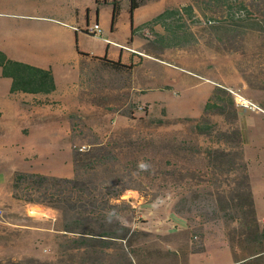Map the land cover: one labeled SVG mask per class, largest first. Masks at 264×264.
<instances>
[{
  "label": "rangeland",
  "instance_id": "374dc122",
  "mask_svg": "<svg viewBox=\"0 0 264 264\" xmlns=\"http://www.w3.org/2000/svg\"><path fill=\"white\" fill-rule=\"evenodd\" d=\"M71 2L75 0H0V51L11 60L36 63L34 59L41 54L31 47L33 33L50 29L46 20L57 18L62 6ZM209 2L146 0L143 11L192 5L200 19L204 14L207 19L220 20L221 8ZM241 2L252 14L250 18L264 19L263 0ZM126 21H118L117 41L123 37ZM190 28L199 32L205 26ZM155 30L161 33L159 27ZM197 36L196 43L167 49L158 57L146 55L139 46L134 51L146 57L132 54L134 64L119 73L107 71L94 58L82 61L79 94L83 109L78 113H24L8 97L10 81L0 76V255L6 252L1 263L36 259L49 264H105V255H115L116 264H231L235 263L233 253L242 256L236 238L231 243L227 236L239 228V222L225 220L223 212L213 218L215 203L209 196H223L229 204L225 215L232 217L229 199L236 190L238 172L207 166L204 151H241L246 162L244 144L264 146V114H251L261 120V130L252 125L244 132L239 116L245 113L234 109L237 120L232 127L242 136L239 148L223 137L217 140L216 133L231 130L221 116L207 115L214 126L211 135L195 133L189 119L203 116L201 108L211 86L237 89L262 106L258 99L264 100V34L243 29L221 35L199 32ZM103 45L99 36H89L81 48L98 53ZM72 67L68 62L57 71L60 81L75 80ZM239 80L246 89L234 87ZM41 103L33 98L20 104L30 111V105ZM55 145L63 150L48 156V161L36 156L49 153ZM83 146L85 150L78 151ZM99 146L108 154L82 177L96 184V195H104L107 213L119 214L121 222L134 230L132 248L123 250L124 244L116 242L98 253L71 250L59 255L56 245H68L77 237L56 231L61 224L58 211L13 199V174L43 175L52 163L54 168L59 163L63 170L71 163L73 172V154ZM117 192L119 201L112 197ZM191 199L196 202L187 210ZM177 203L184 208L181 215L173 212ZM26 246L42 260L25 256ZM127 254L129 260L122 257Z\"/></svg>",
  "mask_w": 264,
  "mask_h": 264
},
{
  "label": "trees",
  "instance_id": "16d2710c",
  "mask_svg": "<svg viewBox=\"0 0 264 264\" xmlns=\"http://www.w3.org/2000/svg\"><path fill=\"white\" fill-rule=\"evenodd\" d=\"M145 3L146 0H94L96 12L104 6L111 8L110 32L115 30L121 10L124 8L130 21V37L126 41L127 45L131 43L133 37H137L143 41L142 51L153 57H158L167 49H181L196 43L199 32L221 35L247 29L264 34V19L250 18L252 14L241 0H210L209 4L213 7L221 8L222 17L220 20L207 19L204 14L200 19L194 13L192 5H184L180 8L164 9L146 23L134 28L132 25L133 13ZM225 23L228 24L227 27L223 25ZM201 25H204L205 28L199 32H193L190 28V26L200 27ZM156 27L161 29V33L155 30ZM75 49L79 55H83L78 52L76 43ZM94 59L99 61L100 65L107 71L119 73L130 68L121 65L119 62L107 60L105 57ZM0 76L10 81V94L17 92L50 94L55 90L53 76L49 70L13 61L1 51ZM201 112L203 116L200 118L189 119L194 123L193 130L195 133L211 135L214 126L209 123L207 115L221 116L231 126V130L225 134L216 133L217 140L223 137L225 141L235 143L233 147L239 148L242 138L241 132L232 127L237 120V113L233 108L230 96L222 87L215 86L212 89L210 96L201 108ZM107 154L108 152L102 146L84 153L75 152L72 156L74 173L72 179H58L19 171L13 174L11 182L13 199L29 206H43L58 211L61 214V224L56 231L63 236L71 234L77 237L68 241V245L57 244L56 252L59 255L67 254L71 250H83L86 255L90 252L98 253L116 242L124 244L123 250L132 248L133 239L136 236L134 230L121 222L119 214L107 213L109 209L104 195L101 193H99L101 195H96L98 190L96 184L91 180H84L82 177V174H86L89 169L93 168L95 161L104 160ZM204 155L207 166L213 168L224 166L238 172V176L234 180L236 190L229 199L233 211L232 217L225 215L229 204L224 197L216 195L213 198L209 193L210 198L215 203L212 205L211 216L213 218L217 217L218 212H223L221 216L225 220H237L239 222V228L237 230L231 229L227 234V236H231L229 237L231 243L236 238V246L242 253V256L233 253L234 262L236 264H261L264 259V224H259L255 217L247 163L243 160L242 152L225 153L219 150H205ZM65 192H68L67 196L63 195ZM112 197L119 201L120 193L112 194ZM193 201L192 199L188 200L187 210L192 203L196 202ZM183 209L182 205L177 203L173 212L175 215H181ZM143 236L150 235L143 233ZM0 264L49 263L27 259L18 262H0Z\"/></svg>",
  "mask_w": 264,
  "mask_h": 264
},
{
  "label": "crops",
  "instance_id": "0c3cea01",
  "mask_svg": "<svg viewBox=\"0 0 264 264\" xmlns=\"http://www.w3.org/2000/svg\"><path fill=\"white\" fill-rule=\"evenodd\" d=\"M145 7L147 6L144 5L133 13L132 25L134 28L144 24L152 17L163 11L162 10L160 12H154L153 9L143 11ZM104 16L106 17L105 20ZM110 18L111 8L109 6H104L99 8L96 12L94 0H75L74 3L71 2L65 5V7L62 6V10L57 15V18L46 20L47 22H50V29L45 28L43 30L33 33L34 36H32V39L34 43L31 47L35 49L38 53H40L41 56H37V58L34 59L36 63H28V65L30 66L43 70H49L53 76L55 90L50 94H25L20 92L10 94L8 88V97L15 100L19 104L21 109L24 111V113H78L79 111H82L83 107L80 104L81 97L79 94V79L81 78L82 61H87L91 58L105 57L107 60L119 62L121 65L124 66H129L130 64H134L133 58L131 57L132 54H137L141 57H146L134 51V49L143 45L142 40L137 37H133L129 45H127L126 43L127 39L130 37V21L124 8L121 10L118 21H120V19L125 20L127 18L128 22L126 21V25L123 24V28L125 30L123 32V37L119 41H117V34L119 32L118 21L115 25V30L113 32H110ZM136 21L138 22L136 23ZM91 24L97 25V27L100 28L101 35L99 36V38H101L104 42L102 50H100L98 53L93 52L91 50H83V48H81L83 46L84 38L90 36L84 32V28L85 26ZM75 43L77 45L78 52L82 53L83 55H79L77 53L75 49ZM7 58L9 57L7 56ZM12 60L21 62L14 59ZM68 62L73 63L72 69L75 71V80L71 83L67 82L66 80L65 82H62L57 76V71L60 70V68ZM221 87H224V85H221ZM234 87H238L241 90L246 89V85L242 80L237 81ZM212 89L213 87L211 86L208 91V96L206 100L210 96ZM33 98L41 100L43 103L35 106L30 105V111H28V109L25 110L26 108L23 109L20 103L30 102L31 100H33ZM258 101L260 102V104H262L261 107L264 108V100L258 99ZM238 114L240 115L241 113ZM251 114L257 113H245L243 114V116H239V125L243 127L244 132L245 129L252 125L256 128H259V130H261L262 128L260 123L261 120L256 118L255 116H252ZM249 119L251 120L250 122ZM58 139L59 138H57L56 140ZM62 150L63 148H59L57 145H55L51 148V151L49 153H47V151H43L38 154H35L38 158L45 159V161H48L46 160L48 156L53 155L56 152H61ZM243 150L245 155V161L247 163V172L250 190L253 198L255 217L257 222L263 225L264 146H259V148H250L249 146L244 144ZM251 152H253V155H251ZM56 164V168H54L55 166L53 163L51 165L49 164L51 170H49L48 172H42L41 174L55 178L70 179L72 177L73 172L71 168V163L67 166L65 170L60 168L59 163ZM260 210L263 211L260 212ZM25 249V256L27 255L37 259H41L37 256L31 255L30 248H28V246H26ZM1 253L2 254L0 255V257L6 255L5 251ZM104 257L106 261H108V263L104 262L105 264H116V262L118 261L115 255H105ZM122 257L125 258V260H129L128 254L123 255ZM48 260H51V258H49ZM231 264L235 263L231 262Z\"/></svg>",
  "mask_w": 264,
  "mask_h": 264
},
{
  "label": "built area",
  "instance_id": "2783aa9c",
  "mask_svg": "<svg viewBox=\"0 0 264 264\" xmlns=\"http://www.w3.org/2000/svg\"><path fill=\"white\" fill-rule=\"evenodd\" d=\"M84 32L90 36H100L101 30L97 25H87L84 28ZM220 87V86H219ZM230 96L233 107L237 112L242 113H261L264 114V110L254 101L246 98L237 89L222 87ZM85 147H80L78 151L82 152Z\"/></svg>",
  "mask_w": 264,
  "mask_h": 264
},
{
  "label": "clouds",
  "instance_id": "9594fccd",
  "mask_svg": "<svg viewBox=\"0 0 264 264\" xmlns=\"http://www.w3.org/2000/svg\"><path fill=\"white\" fill-rule=\"evenodd\" d=\"M142 167H143V165H142Z\"/></svg>",
  "mask_w": 264,
  "mask_h": 264
}]
</instances>
